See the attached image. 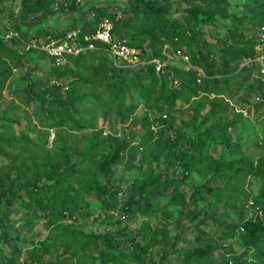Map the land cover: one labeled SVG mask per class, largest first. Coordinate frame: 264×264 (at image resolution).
Wrapping results in <instances>:
<instances>
[{"label":"trees","instance_id":"1","mask_svg":"<svg viewBox=\"0 0 264 264\" xmlns=\"http://www.w3.org/2000/svg\"><path fill=\"white\" fill-rule=\"evenodd\" d=\"M186 4L183 16L179 18L172 14L174 0H133L132 13L129 17H119L117 13H110L99 7L92 22L82 26V34H93L99 25L108 20L113 23V36L115 41L127 40L128 44L139 49L141 56L148 60L144 67H140L137 75L142 91L136 98L137 102L146 104L151 110L160 115L148 123V139L152 141L148 148L147 159L152 166L163 164L165 169L174 170L177 166L183 167L181 180L186 182L194 171L210 173L205 181V190L195 192V201L206 200L214 196L217 200H229L226 193L236 186L242 178L258 176L264 178V157H260L255 164L250 157H234L231 159H217L212 154V146L221 137L227 138L226 131L234 123H228L225 116L229 114V103L225 101L226 92L231 90V83L243 78H248L251 71H261V65L255 61L258 43L254 38H241L245 24L248 23L261 30L264 26V0H244L245 7L250 13H231L229 8L233 5L231 0H183ZM4 0H0V6ZM21 21L26 27L17 26L25 38L41 37V30L34 33L33 26L28 22L32 15L49 10L55 4L62 5V10L69 13H78L81 0H21ZM218 19L230 20L228 35L218 37L211 49L208 41L200 39L199 27L204 21ZM21 45V41L14 38L6 40L0 37V50L9 54L15 64H20L22 57L15 56V51L9 43ZM98 49L88 50L79 56L69 58L70 64L64 69L54 68L50 74L57 80L68 79L66 83H54L51 89L38 87L28 75L26 92L28 99L40 100L41 106L47 115L55 112L62 121L71 120L72 127L77 130L90 122L85 118V101L91 98V93L78 95V91L89 83L104 87V92L120 107L125 105L127 84L124 71L126 68L115 67L108 52H101L104 45L96 42ZM174 51H181L190 58L193 66L203 71L198 76V70L188 71L175 66L166 65L158 68V61L163 57L165 46ZM34 52L37 50H33ZM40 52V51H37ZM42 53V52H40ZM250 60L249 63H244ZM0 76L5 78L11 70L5 61L0 59ZM264 78V76H263ZM261 81L255 82L253 88L261 86ZM67 88L68 96L63 97V90ZM49 94V96H47ZM202 94L198 99L195 98ZM36 95V97H34ZM183 100L198 110L206 109L204 120L211 123L204 129H194V134L187 141L183 133L176 132L174 137H168L173 128L175 117L170 110L176 108L179 100ZM137 103V104H138ZM135 103L128 105V111L134 109ZM167 112L164 113V110ZM157 126V131L152 127ZM183 141L188 143L182 147ZM3 144H10L4 140ZM137 147L116 135H103V130L96 131L87 139L81 150H74L80 155L78 161L73 160L75 153L62 150L55 160L45 159L34 164L30 169L23 163L18 166V175L14 179L0 178V201L4 198L7 203L16 200V188L21 186L29 198L23 205L29 209L52 208L59 214H69L73 217V208H83L81 192L97 193L99 196L108 193V184L101 181L104 174L108 180L112 179L115 164H123L130 156L128 164H132ZM133 158V159H132ZM30 175V177H29ZM218 178L219 183L211 181ZM167 180L166 183H164ZM221 182V183H220ZM153 191L155 195L153 196ZM169 194L166 204L161 203V198ZM137 198V199H136ZM133 203L138 204L146 216H152L160 211L166 215L171 211L169 206L184 207L188 200L186 194L176 184V178L170 179L166 173H155L151 169L148 177L134 183L128 202L129 208ZM192 219L200 216L199 211H190ZM8 214L0 217V224H4ZM207 217L201 219L203 222ZM225 225L226 234H234L241 227L245 237L252 242L260 241L264 235V218L257 217L243 220L239 226L231 221L221 222ZM54 236H47L39 241V245L29 250L31 264H41L46 254H51L53 249L60 245L70 252L58 264H96L99 258L101 264H142L148 258L153 247L163 241L170 242L178 264H198L211 259L215 245L186 247L182 252L176 248L175 241H170L168 231L152 229L149 220L143 223V229L149 230L142 237L133 235L129 239L130 251L123 249L126 241L121 234L90 232L75 226L69 221H60L54 225ZM198 230V229H197ZM153 233V234H152ZM4 238V235L0 236ZM183 239H187L184 237ZM103 243L101 250L100 244ZM97 248L98 257L92 253ZM169 258L163 255V258ZM87 260L90 262L87 263ZM166 261V260H163ZM0 264H18L14 258L0 260ZM164 264H170L169 260Z\"/></svg>","mask_w":264,"mask_h":264},{"label":"rangeland","instance_id":"2","mask_svg":"<svg viewBox=\"0 0 264 264\" xmlns=\"http://www.w3.org/2000/svg\"><path fill=\"white\" fill-rule=\"evenodd\" d=\"M21 0H4L0 6V37L12 29L18 30L17 26L26 27L21 21ZM62 1V0H59ZM64 1V0H63ZM172 14L181 18L186 4L183 0H174ZM231 13L242 14L244 11L250 13L245 7L244 0H231ZM133 0H81L80 10L77 13H69L62 10V5L55 4L49 10L34 14L29 19V27L33 26L31 32L41 30V39L51 37L62 40L74 29H82L86 23L94 20L97 9L102 7L110 13H117L119 17H129L132 13ZM230 20L218 19L216 21H204L199 27V33L203 37L200 41H208V49H211L218 37L228 35ZM19 31V30H18ZM262 28L245 24V30L241 38H254L261 42ZM24 37V36H23ZM127 41V40H126ZM15 56H21L20 64H15L9 54L0 50V59L10 66L5 78L0 76V178L14 179L18 175V166L23 163L30 169L34 164L41 163L45 159L55 160L62 150L73 155V160L78 161L80 155L74 150H81L87 139L96 131L103 130V135H116L137 147L136 155L132 164L131 157L123 164H115L114 174L109 181L101 174L100 179L108 184V193L99 196L97 193L81 192L83 208L74 205L73 217L69 214H59L52 208L33 209L30 213L23 203L29 196L21 186L16 188V200L7 203L4 198L0 201V217L8 214L4 224H0V260L14 258L18 264H31L29 250L39 245V241L47 236H54V225L60 221L72 222L75 226L90 232L121 234L126 243L125 251L131 250L129 239L133 235L142 237L149 230L143 229L145 220L150 221L151 228L159 231H168L170 241L176 244L179 252L186 247L215 245L211 259L201 261L198 264H264V235L260 241L252 242L245 237L244 230L239 227L234 234L225 233V225L221 222L231 221L237 226L243 220L264 218V178L258 176H247L230 191L226 193L230 199L219 201L214 196H208L206 200L195 201L193 194L205 190V181L210 173L194 171L191 177L183 182L181 176L183 167L177 166L174 170H166L163 164L157 166L156 162L149 165L146 160L148 148L152 143L148 139V123L160 114L147 107L146 104L138 103L136 98L141 93L142 85L137 80L140 67L143 65H126L124 71L127 88L124 107L114 103L104 92L103 86L89 83L78 91V95L91 93V98L84 103L86 107L85 118L89 119L80 130L72 127L71 120L62 121L55 113L50 111L48 117L42 108L40 100L28 99L26 87L28 78L33 80L38 87L51 89L54 83H68V79H55L50 72L54 68L64 69L70 61L63 65H56L51 57L45 53L29 50L27 45L9 43ZM256 47L257 55L259 51ZM101 52H108L100 47ZM169 45L163 49V57L158 67L167 64L182 68L185 71L196 69L198 76L203 71L192 65L188 60L177 56ZM250 60L244 63H249ZM2 66L0 65V70ZM158 70V68H157ZM160 71V70H158ZM260 80L261 86L253 88L256 81ZM67 88L63 90V97L68 96ZM49 96V94H47ZM199 94L195 98L201 97ZM36 97V95L34 96ZM225 101L229 103V114L225 121L234 123L227 129V138L221 137L214 142L212 154L217 159H231L234 157L247 156L258 163L260 157H264V78L259 70L251 71L248 78H243L231 83V90L226 92ZM135 103L132 111L127 106ZM138 103V104H137ZM206 109L198 110L183 100H179L176 108L170 110L175 120L168 137H174L176 132L183 133L188 141L194 134V129L204 130L211 120H204ZM167 109L164 110V113ZM153 126L152 130L157 131ZM9 140L10 144H3ZM182 147L188 143L183 141ZM133 159V158H132ZM155 173H166L170 179L176 178V184L186 194L188 203L184 206H169L171 213L166 215L163 211L152 216H146L139 205L133 203L129 208L128 202L135 182L148 177L151 169ZM30 177V175H29ZM6 187L9 181L6 179ZM167 180L164 182L166 183ZM211 183H219L215 178ZM221 183V182H220ZM169 193V192H168ZM166 192L161 198V203L166 204L169 194ZM155 195L153 191V196ZM137 199V198H136ZM190 211L201 212L200 216L192 219ZM207 217V220L200 222ZM198 229V230H197ZM153 234V233H152ZM186 237L187 239H183ZM101 242L100 248L103 249ZM171 243L163 241L150 251L148 258L142 264H164L169 260L170 264H178L177 254L174 253ZM92 253L99 256V249L95 248ZM70 252L58 245L51 254H46L41 264H58L63 261ZM166 255L167 258H163ZM166 260V261H163ZM79 264V260H73ZM90 261L87 260V263ZM98 258L96 264H101Z\"/></svg>","mask_w":264,"mask_h":264},{"label":"built area","instance_id":"3","mask_svg":"<svg viewBox=\"0 0 264 264\" xmlns=\"http://www.w3.org/2000/svg\"><path fill=\"white\" fill-rule=\"evenodd\" d=\"M113 29V23L105 20L93 34H82L81 29H74L62 40H55L51 37L47 39H41L40 37L25 38L20 31L15 29L8 31L1 37L6 40H12L14 38L20 40L27 45L29 50H37L51 57L58 66L68 62L72 56H79L88 50L98 49L96 42L104 45L115 67L122 68L126 65L147 64L148 60L141 56L139 49L129 45L126 40L115 41ZM257 49L259 54L254 60L261 65V73L264 76V26L262 27L261 42ZM174 53L188 60V57L181 51H175ZM160 68L159 66L158 70Z\"/></svg>","mask_w":264,"mask_h":264}]
</instances>
